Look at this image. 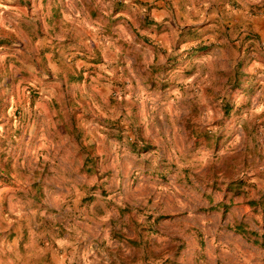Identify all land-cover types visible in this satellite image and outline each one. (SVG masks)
Returning a JSON list of instances; mask_svg holds the SVG:
<instances>
[{"label":"rangeland","instance_id":"1","mask_svg":"<svg viewBox=\"0 0 264 264\" xmlns=\"http://www.w3.org/2000/svg\"><path fill=\"white\" fill-rule=\"evenodd\" d=\"M256 19L264 0H0L1 263L264 264Z\"/></svg>","mask_w":264,"mask_h":264},{"label":"crops","instance_id":"2","mask_svg":"<svg viewBox=\"0 0 264 264\" xmlns=\"http://www.w3.org/2000/svg\"><path fill=\"white\" fill-rule=\"evenodd\" d=\"M254 29L258 32L259 37H260L262 43H264V21H258V20L256 19V20L254 21ZM104 71L108 72L107 69H103V70H102V73H103ZM100 73H101V72H100ZM102 73H101V74H102ZM98 74H99V73H98ZM101 74H99V75H101ZM104 74H105V73H104ZM0 264H2L1 261H0Z\"/></svg>","mask_w":264,"mask_h":264},{"label":"trees","instance_id":"3","mask_svg":"<svg viewBox=\"0 0 264 264\" xmlns=\"http://www.w3.org/2000/svg\"><path fill=\"white\" fill-rule=\"evenodd\" d=\"M262 244L264 245V240H263Z\"/></svg>","mask_w":264,"mask_h":264}]
</instances>
